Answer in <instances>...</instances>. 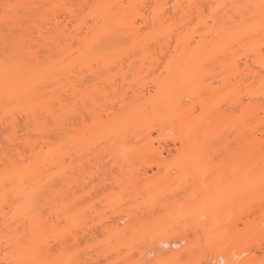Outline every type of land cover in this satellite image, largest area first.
I'll list each match as a JSON object with an SVG mask.
<instances>
[{"label":"rangeland","instance_id":"rangeland-1","mask_svg":"<svg viewBox=\"0 0 264 264\" xmlns=\"http://www.w3.org/2000/svg\"><path fill=\"white\" fill-rule=\"evenodd\" d=\"M175 2H182L184 6L187 4V0H162L159 3L165 12L164 23L176 21L178 29L172 33L173 37L177 31H181L196 39L198 33L209 31L213 24L209 16L211 1H201L205 9L202 22H198L195 14L190 19L179 20V15H174L172 11ZM239 2L248 10L242 18L230 9L216 16V27L221 35L235 36L246 30L252 32L255 19L251 10L253 0ZM33 4L30 0H22L15 22L26 24L29 18L27 11ZM55 6L54 9H58ZM49 10H53V6ZM136 21L139 23L141 19L137 17ZM141 28L142 33L148 31L147 27ZM11 30L18 35L20 29H10L3 22L0 23V34H7ZM253 35L256 38L264 36L262 32ZM130 44H118L117 54L121 56L104 59L74 52V57H77L74 61L76 73L78 76L86 75L85 86L95 81L89 71L80 68L81 65L85 63L95 71H102L103 64L112 65L118 57L132 53L129 52ZM198 50L194 40L188 46H176L172 42L163 52L152 49L150 54L160 57L159 65L152 74L143 70L136 76L135 83H140L144 89L140 99L128 96L121 108L103 113L98 120H78L73 128L52 135L48 145L38 149L36 155L31 157L29 166L32 169L40 168V185L37 184L39 188L34 201L37 204L31 208L33 213L39 211L41 230L36 235L30 234L32 229L26 226V236L18 246L13 247L9 252L11 254L8 253L10 258L7 262L0 253V264H88L92 257L95 259L89 264H215L218 256L230 258L233 253L238 254L237 258H248V264H264V240L259 239L264 232V168L261 163L258 161V167L249 168L238 156L225 155L222 150L214 154V148L219 146L216 145V135L211 136V130L216 126L211 122L206 125L208 132L203 131L202 135L200 132L194 133L196 135L190 136L187 142L182 134V122L175 119L192 105L195 106V113L191 115L190 122L201 114L196 104L198 91L203 93L201 97L222 102L224 106L225 102L240 97L243 101L250 100L248 88L254 90L258 84L249 81L250 87L246 83L230 91L222 89L219 67L198 59L195 53ZM134 53L135 56L129 61L133 62L132 67H127L129 62L124 64L126 70L133 71H128V81H133L136 75L134 71L142 63L138 49ZM170 68H176L177 73L170 75ZM112 70V73L117 71L113 67ZM130 73H134V76ZM115 75L120 78V73ZM210 82H213L211 88L214 93L208 90ZM158 88L163 89L162 93H156ZM194 94L196 97L191 98ZM108 95L107 98L100 95L97 98L101 109L107 106H103V103L109 104V97L112 98L110 101L114 99L112 92ZM81 108L79 104L78 110ZM232 114L233 118L227 124L238 125L240 110L235 109ZM256 123L257 119L249 122L251 126H256ZM153 124L165 127L163 134L174 137V141L164 145L158 139L161 131L149 129ZM232 128H229V134ZM2 134L3 127L0 126V138ZM231 147L236 146L232 144ZM78 151L83 156L82 167L77 161ZM142 157L154 159H147L144 165H138ZM126 160L130 161L126 163ZM156 160L166 166L172 164V168L150 166ZM131 161L134 166L137 165V171L128 164ZM136 174L140 178H134ZM66 175L68 183L65 181ZM134 179L137 182H133ZM98 194L102 203L97 201ZM255 200L256 204L259 203L257 200H262L259 208L258 204L251 203ZM111 204H115L113 209H110ZM249 205H256L255 210L242 217V210L246 211ZM259 214L262 217L255 221L257 223H245L251 222L252 217ZM240 215L242 218H239ZM190 222L194 227H187ZM236 222L240 229L249 224H252V229L233 234L232 226ZM13 225L16 226L17 221ZM74 233L73 239L69 237ZM62 235L65 242L63 240V244H60L54 238ZM180 239L185 240L179 246L166 245L163 246L164 250H159L161 240L172 242ZM145 250L151 252L144 254ZM104 251L110 252L108 258L103 255ZM174 252L182 255L173 259Z\"/></svg>","mask_w":264,"mask_h":264},{"label":"bare ground","instance_id":"bare-ground-1","mask_svg":"<svg viewBox=\"0 0 264 264\" xmlns=\"http://www.w3.org/2000/svg\"><path fill=\"white\" fill-rule=\"evenodd\" d=\"M30 1L34 4L27 11L29 18L27 22L25 21L26 24L23 22V25L20 22H15L22 0H0V23L3 22L10 29H20L18 35H14L13 30L8 31L7 34H0V126L3 127V136L0 138V253L3 254L4 261H8V257L10 258L8 253L14 246H18L26 236V226L31 227L30 234L36 235L41 230L39 211L33 213L31 208L35 204L34 201L38 193L36 190L40 185L38 180L40 168H30L31 157L36 155L38 149L48 145L52 135L73 128L74 124L79 122L78 120L81 122H84L86 118L98 120L103 113L110 112L116 107L121 108L128 96L132 99H140L144 89L140 83H135L136 76L143 70L147 74H152L159 65L160 57L155 54L151 55L152 49H160L163 52V49L172 42L176 46H188L194 40L195 46L199 47L198 52L200 51L199 53L195 51L198 59L206 60L211 62L208 63L209 65L215 64L219 67V82L222 89L230 91L235 86H242L246 83H248L246 86H249V81L250 83L257 82L258 85L254 90L248 88L250 89L249 92L247 91L251 96L250 100L248 98L243 101L240 97L225 102L224 106L221 105L222 102L210 100L209 97H201L203 93L198 91L196 94L199 95V98L196 104L201 111L199 112L201 114L198 115L199 118L195 117L194 121L190 122L191 115L195 113V106L192 105L184 113L177 115L175 119L182 122V134L185 136L184 138H187V142L196 135L194 133L200 132L202 135L203 131L208 132V127H206L208 122L215 124L216 126L211 130V136L216 135V145L219 148H214V154L222 150L225 155L240 157L249 168H253L259 163L264 168V36L256 38L253 35V33L259 34L260 32L264 35V4L262 0H253L252 2L251 10L255 18L253 28H251L252 32L246 30L235 36L221 35L216 27V16L219 12L227 13L230 9L242 18L247 10L245 6H242L239 0H208L212 2L209 6V16L213 24L209 31H204L203 34L198 33V37L195 36L196 39L193 36L188 37L181 31H177L176 36L173 37L172 33L178 29V26L175 25L176 21L164 23L165 12L159 7L162 0H152L151 2L149 0ZM201 1L187 0L185 6L182 2H175L172 11L174 15H179L181 21L186 18L190 19V16L195 14L198 22H202L205 9ZM52 6L53 10H49ZM54 6L58 9H54ZM60 15H63L64 18L62 16L61 19ZM137 17L141 19V22L137 23ZM142 26L148 29L145 32L146 35L141 31ZM160 29L162 30L158 31ZM159 33H161L160 36ZM208 33L209 36H207ZM123 42L131 43L129 52L132 53H127L125 57H118L112 65L103 64L102 71H95L91 65L85 63L80 66L94 76V84L85 86L86 75L78 76L76 73L74 61L77 57H74V52L102 59L116 55L121 56L117 54L116 48ZM136 49L142 56L140 60L142 63H140L139 69L134 71L136 75L133 81H128V71H133L125 68L132 67L133 62L129 61L135 56ZM125 63H127V67H124ZM112 67L117 71L112 73L114 71ZM176 71V68L169 69L170 75L176 74ZM114 73H120V78L117 77L119 78L117 79L116 75L114 77ZM134 73H130L132 77ZM212 85L213 82H210L208 90L214 93ZM109 91L114 95V99L110 101L112 98L109 97L110 99L107 101L109 104L103 103L105 104L103 106H107L101 109L97 98L99 95L107 98L110 96L108 95ZM162 91L163 89L158 88L156 93L160 94ZM196 94L191 98H195ZM79 104L83 108H81L82 111L78 110ZM235 109L240 110L241 118L237 120L238 125H229L230 123L227 124V121L233 118L232 113ZM252 119H257L256 126L249 124ZM231 127H233V131L231 130L229 134ZM155 128L161 131L158 139L164 145H167L168 141H174V137L171 138L170 135L163 134L166 128L161 124L149 126L150 130ZM226 128L227 131H220ZM231 143L236 147H231ZM79 153V151L76 153L77 161H80L79 166L82 167L83 156ZM147 159L151 161L154 158L142 157L138 161V165H144ZM158 160L160 159L158 158ZM127 161L130 160H126V163ZM128 164H131L136 170L135 166L137 165L134 166L132 161ZM153 165L168 169L172 166V164L166 166L157 160L150 166ZM67 177L66 175L65 181L68 183ZM137 177L140 178L139 174L138 176L136 174L134 178ZM137 179H134L133 182H137ZM61 180H63V176ZM84 181L86 183V180ZM101 200L100 196L97 197L98 202ZM261 201L257 200L259 203ZM255 202L256 200L251 203ZM259 203H257L258 208L260 207ZM256 205H249L246 211L243 209L242 217L255 210ZM109 206H111L110 209H113L115 204ZM258 208L257 210H260ZM242 217L239 216V218ZM253 217L251 222H243L253 223L262 216L259 214ZM14 221H17L16 226L13 225ZM238 225V222L233 224V234L252 229V224L243 229H240ZM187 227L192 228L194 224L187 223ZM184 231L187 232V230ZM75 234H70L69 237L72 236L73 239ZM54 239L60 244L63 240L65 242L63 235L56 236ZM259 239L264 240V232L260 234ZM184 240L172 242L161 240L162 247H159V250H164L163 246L166 245L176 247L180 245V241L184 242ZM92 247L93 250L94 246ZM150 252V250H145L144 254ZM109 254V251H104L103 255L108 258ZM181 255L176 253L173 255V259H177ZM237 256L236 253H233L230 258H223L220 255L215 260V264H248V258L242 259ZM20 259L22 258L18 260ZM94 259L92 257L93 261ZM92 260L87 263H92ZM236 260L237 262H235Z\"/></svg>","mask_w":264,"mask_h":264},{"label":"built area","instance_id":"built-area-1","mask_svg":"<svg viewBox=\"0 0 264 264\" xmlns=\"http://www.w3.org/2000/svg\"><path fill=\"white\" fill-rule=\"evenodd\" d=\"M179 243H184L183 241H180ZM179 246V245H178Z\"/></svg>","mask_w":264,"mask_h":264}]
</instances>
